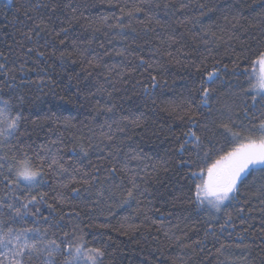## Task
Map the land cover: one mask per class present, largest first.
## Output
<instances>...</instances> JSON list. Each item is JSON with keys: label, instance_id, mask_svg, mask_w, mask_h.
<instances>
[{"label": "trees", "instance_id": "16d2710c", "mask_svg": "<svg viewBox=\"0 0 264 264\" xmlns=\"http://www.w3.org/2000/svg\"><path fill=\"white\" fill-rule=\"evenodd\" d=\"M73 16L77 19L69 24ZM40 20L47 27L30 31ZM61 27L69 30L65 45L58 43L63 33L53 40ZM65 49L71 55L62 61ZM260 51L264 0H13L11 5L0 0V64L8 70L7 75L0 70V98H11L25 117L20 139L41 155L42 145L54 153L59 148L69 167L80 169L76 183L59 189L61 177L45 168L44 181L31 194L47 193L48 203L71 187L80 194L69 204H56L51 215L40 205L49 221L36 226L48 228L51 216L63 214L62 227L51 228L49 236L78 224L89 246L106 247L104 264H264V173L249 175L235 199L216 212L190 202L188 169L179 164L187 154H175V136L184 129L180 117L187 111L181 101L190 92L198 96L199 81L214 67L226 64L230 71L238 59L240 70L251 73ZM149 73L167 82L151 97L143 88L151 84ZM222 75L210 101L213 116L231 106L236 123L252 128L264 119V105L257 97L252 107L251 94H244L250 77ZM200 111L208 115L207 108ZM16 143H0V156L12 155ZM113 166L117 171L111 173ZM5 184L0 176V199L11 202ZM21 191L28 189L16 195ZM9 215L11 210L0 208V216ZM37 219L29 216L13 226L33 227ZM68 260L71 256L57 255L55 264Z\"/></svg>", "mask_w": 264, "mask_h": 264}, {"label": "snow or ice", "instance_id": "6c2138e0", "mask_svg": "<svg viewBox=\"0 0 264 264\" xmlns=\"http://www.w3.org/2000/svg\"><path fill=\"white\" fill-rule=\"evenodd\" d=\"M12 3L13 0H6L7 5ZM38 6L29 5L30 8ZM56 7L58 5H52V10L55 11ZM140 10L136 9V11ZM75 11L74 8L73 12L75 13ZM25 15L28 13L25 12ZM31 18L29 17V19ZM75 19H77L75 16L70 18L69 24ZM41 25L47 27L44 20H40L38 23H34L33 29L30 31L43 30ZM68 31V28L61 27L55 33L53 40L63 33L64 37L58 39V43L65 45L69 39ZM71 47L73 51L76 50L75 42H72ZM28 51L31 52L32 49L30 48ZM55 54L56 49L53 45L52 55ZM0 55L3 54L0 53ZM38 55L44 56L45 53L38 52ZM66 55H71L67 49L60 51L58 59L63 61ZM141 63H146L143 58H141ZM154 63L148 64L145 72L153 68ZM216 63L219 65L220 62ZM251 63L253 66L251 73L247 69L240 70L238 59L232 62L233 66L230 71L226 64L214 67L199 81L198 96H192L190 92L189 96L181 101L182 105H187V111L180 117L184 121V129L178 136H175L177 145L175 154L179 157L187 154V159L179 160V164L188 169L185 177L190 181L189 200L197 207L206 205L216 212L222 211L227 206L226 202H231L240 193L241 187L249 175L256 171L264 173V119H260L258 123L250 121L253 123V127L245 129L243 124H237L233 118L238 116L233 107L227 106L225 112H221L219 117H215L210 103L217 92V81L224 82L223 73L236 79L240 76H249L250 87L244 94H251L252 107L258 103L257 97H259V102L264 105V51H260ZM257 66L258 71H256ZM0 70H3V74L7 75L8 70L5 64H0ZM21 70H23V65H21ZM149 79L151 84L143 85L144 92L149 97L154 95L155 89L167 87V82L162 79L158 80L157 75L149 73ZM138 83L140 82L138 81ZM16 99L23 103L24 97L17 96ZM244 103L245 118H247L248 106L246 102ZM203 108L208 109V115L200 111ZM107 111H112V109L108 108ZM221 117H226V119ZM24 119L23 113L15 109L11 98H0V143L17 141L13 145L12 155L0 156V170L7 169V174L0 171V176H3L6 181L5 187L12 192L11 202L0 199V208L11 210V215L7 218L0 216V264H5V261L7 264H31L34 260H40L41 264H55L56 256L62 254L71 256V260H68L67 264H104L106 247L89 246L84 230L78 224H73L70 231H64L59 237H56V233L49 236L51 228L62 227L61 221L65 218L63 214H57L58 219L57 216H51L52 222L48 228L42 229L36 226L40 220L49 221V217L42 215L40 205L46 204L51 215L57 211L56 204H69L80 194V189L77 187H71L67 193L57 191L53 197L56 203H48L45 198L47 193L31 194L32 189L38 188L44 181L45 168L53 176L61 177L57 182L59 189H69L71 184L76 183L74 174L80 169L70 168L69 162L59 155V148L54 153L51 147L42 145L43 155H41V152L33 150L32 144L20 139L25 135L20 132V126ZM221 139L229 145L227 148L221 143ZM52 143L55 144L56 141ZM218 144L219 147H217ZM72 151L75 152V149ZM81 152L87 155L83 146H81ZM135 158L137 157H133V159ZM109 171L114 173L117 169L113 166ZM84 175L87 176L88 173L85 172ZM84 182L87 183V181ZM133 187H138V185L134 184ZM21 188L28 189V192L21 191L19 195H16L17 190ZM261 188L264 190V185ZM127 195L129 198H133L131 190ZM75 215L78 217L79 213H75ZM29 216L39 218L33 221V227L17 228L13 226L17 220L27 222L26 218ZM228 219L231 220L230 215ZM102 227H107V225H102Z\"/></svg>", "mask_w": 264, "mask_h": 264}, {"label": "rangeland", "instance_id": "374dc122", "mask_svg": "<svg viewBox=\"0 0 264 264\" xmlns=\"http://www.w3.org/2000/svg\"><path fill=\"white\" fill-rule=\"evenodd\" d=\"M229 202H226V205L228 204Z\"/></svg>", "mask_w": 264, "mask_h": 264}]
</instances>
